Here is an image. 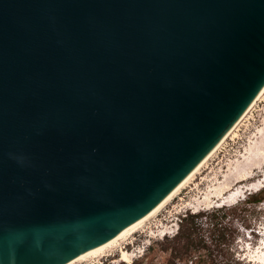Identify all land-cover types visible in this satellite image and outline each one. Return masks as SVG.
I'll list each match as a JSON object with an SVG mask.
<instances>
[{"label":"water","instance_id":"1","mask_svg":"<svg viewBox=\"0 0 264 264\" xmlns=\"http://www.w3.org/2000/svg\"><path fill=\"white\" fill-rule=\"evenodd\" d=\"M263 85L264 0H0V264L117 235Z\"/></svg>","mask_w":264,"mask_h":264},{"label":"rangeland","instance_id":"2","mask_svg":"<svg viewBox=\"0 0 264 264\" xmlns=\"http://www.w3.org/2000/svg\"><path fill=\"white\" fill-rule=\"evenodd\" d=\"M263 179L264 92L191 183L131 237V249L127 246L132 243L123 244L135 254L132 264H234L214 249L219 232L232 242L238 264H258L256 259L264 255V199L255 201V187ZM187 212L203 215L195 219L194 243L177 249V232ZM111 256L82 264H101Z\"/></svg>","mask_w":264,"mask_h":264},{"label":"bare ground","instance_id":"3","mask_svg":"<svg viewBox=\"0 0 264 264\" xmlns=\"http://www.w3.org/2000/svg\"><path fill=\"white\" fill-rule=\"evenodd\" d=\"M264 92V85L255 95V97L251 100V102L247 105V107L242 111V113L237 117V119L232 123V125L227 129V131L218 139V141L211 147V149L197 162V164L147 213L143 216L132 222L130 225L122 229L117 235L112 237L111 239L105 241L104 243L95 246L77 256L70 259L64 264H82L87 263L91 260H95L101 257L112 255V251L119 252V260L114 263L124 262L126 264H132L133 258L135 254L130 253L126 250L125 245L131 244V237L138 231H140L146 224V222L157 215L158 212L168 203L173 197L178 195L180 191L188 186L191 183V180L195 178V176L200 173V170L206 166L209 159L217 152L220 148L221 144L225 141V139L234 132L235 128L239 124V122L243 119V117L247 114V112L251 109L253 104L261 97ZM256 190H259L264 185V179L261 180L258 184H256ZM162 233H167L163 231ZM149 242V241H147ZM264 241L262 242V244ZM125 244V245H123ZM258 264H264V255H259L256 259Z\"/></svg>","mask_w":264,"mask_h":264},{"label":"trees","instance_id":"4","mask_svg":"<svg viewBox=\"0 0 264 264\" xmlns=\"http://www.w3.org/2000/svg\"><path fill=\"white\" fill-rule=\"evenodd\" d=\"M256 199L255 201H262L264 199V185L257 190L256 192ZM251 197H253L255 194L250 193ZM250 197V196H249ZM203 214L200 212H187L180 221L179 225V231L177 232L176 238H180V247H176L177 249L188 247L194 243L193 240V234L195 232V219L201 217ZM207 218V216H205ZM197 245H199V241H196ZM195 243V244H196ZM231 244L232 242L225 237L224 232H219L217 238H214V249L218 250L223 253L224 256L228 258V260H231L234 264H238V260L233 258V255L231 253ZM202 247H208L206 244H203Z\"/></svg>","mask_w":264,"mask_h":264},{"label":"flooded vegetation","instance_id":"5","mask_svg":"<svg viewBox=\"0 0 264 264\" xmlns=\"http://www.w3.org/2000/svg\"><path fill=\"white\" fill-rule=\"evenodd\" d=\"M132 245H133V242L131 245H128L127 248L130 250ZM118 260H119V253L115 252L112 254L110 258H105V261H102L101 264H112L114 261H118ZM116 264H124V263L120 262Z\"/></svg>","mask_w":264,"mask_h":264}]
</instances>
